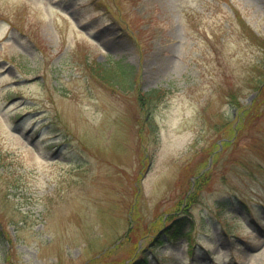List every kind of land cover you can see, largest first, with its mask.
<instances>
[{"label":"rangeland","instance_id":"obj_1","mask_svg":"<svg viewBox=\"0 0 264 264\" xmlns=\"http://www.w3.org/2000/svg\"><path fill=\"white\" fill-rule=\"evenodd\" d=\"M0 264H264V0H0Z\"/></svg>","mask_w":264,"mask_h":264},{"label":"trees","instance_id":"obj_2","mask_svg":"<svg viewBox=\"0 0 264 264\" xmlns=\"http://www.w3.org/2000/svg\"><path fill=\"white\" fill-rule=\"evenodd\" d=\"M97 77L105 84L109 86H115L122 90L131 89L135 85L136 81V71L130 66L118 62L111 63L99 62L97 63V68L95 69ZM260 84L257 85V89ZM182 218V217H181ZM177 219V225L175 227V235H179L183 232L185 222L183 219ZM187 233V232H186Z\"/></svg>","mask_w":264,"mask_h":264}]
</instances>
